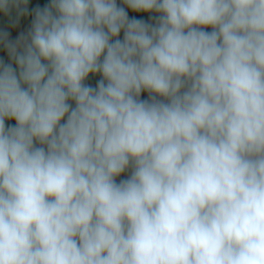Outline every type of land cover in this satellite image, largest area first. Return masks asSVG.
I'll use <instances>...</instances> for the list:
<instances>
[{
  "label": "clouds",
  "instance_id": "clouds-1",
  "mask_svg": "<svg viewBox=\"0 0 264 264\" xmlns=\"http://www.w3.org/2000/svg\"><path fill=\"white\" fill-rule=\"evenodd\" d=\"M0 14V264H264V0Z\"/></svg>",
  "mask_w": 264,
  "mask_h": 264
},
{
  "label": "crops",
  "instance_id": "crops-1",
  "mask_svg": "<svg viewBox=\"0 0 264 264\" xmlns=\"http://www.w3.org/2000/svg\"><path fill=\"white\" fill-rule=\"evenodd\" d=\"M7 23V20L3 18L2 14H0V27H6Z\"/></svg>",
  "mask_w": 264,
  "mask_h": 264
}]
</instances>
